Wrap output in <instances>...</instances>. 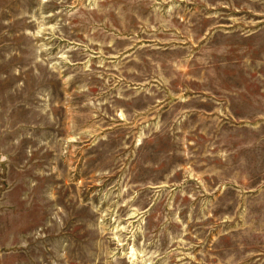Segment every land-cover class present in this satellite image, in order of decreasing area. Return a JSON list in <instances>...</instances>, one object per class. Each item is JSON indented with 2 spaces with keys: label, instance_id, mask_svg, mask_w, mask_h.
<instances>
[{
  "label": "rangeland",
  "instance_id": "obj_1",
  "mask_svg": "<svg viewBox=\"0 0 264 264\" xmlns=\"http://www.w3.org/2000/svg\"><path fill=\"white\" fill-rule=\"evenodd\" d=\"M0 264H264V0H0Z\"/></svg>",
  "mask_w": 264,
  "mask_h": 264
}]
</instances>
